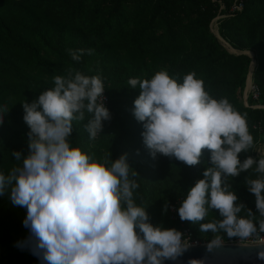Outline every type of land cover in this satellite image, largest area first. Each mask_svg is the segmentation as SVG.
Masks as SVG:
<instances>
[{
  "label": "trees",
  "instance_id": "1",
  "mask_svg": "<svg viewBox=\"0 0 264 264\" xmlns=\"http://www.w3.org/2000/svg\"><path fill=\"white\" fill-rule=\"evenodd\" d=\"M222 2L224 8L218 0H0V174L7 177L22 167L29 154L24 102L32 103L54 87V76H66L69 69L100 75L112 122L90 139L85 125L91 114L86 113L83 121H73L67 138L70 145L79 146L92 160H108L109 166L126 155L129 177L139 185L133 192L134 203L146 208L154 226L179 231L188 227L202 242L217 235L228 241L240 238L229 237L222 229L218 233L200 231L202 223L224 219L216 209H209L205 220L196 223L180 219L183 200L204 178L206 168L213 166L211 152L204 149L200 163L194 166L161 153L153 157L143 141L144 122L133 113L141 89L128 84L130 78L151 79L161 70L182 83L186 74L194 72L211 96L227 98L245 116L254 147L242 151L239 159L243 162L252 156L258 160V146L264 143V108L247 106L243 95L255 59L253 80L261 94L259 99L249 96L248 102L264 105V0ZM240 3L243 9L232 11ZM227 12L235 14L220 20V36L235 49L253 51L254 57L231 52L212 31V21ZM70 49L85 51L75 61ZM17 151L19 161L13 155ZM258 175L254 165L226 178L229 191L238 196L235 203L251 209L257 224L264 217L259 216L255 194L245 181ZM13 186L14 182H6L0 190V264H48L25 226L27 208L13 203ZM173 205L177 218L171 211ZM239 215L246 216V211Z\"/></svg>",
  "mask_w": 264,
  "mask_h": 264
},
{
  "label": "clouds",
  "instance_id": "2",
  "mask_svg": "<svg viewBox=\"0 0 264 264\" xmlns=\"http://www.w3.org/2000/svg\"><path fill=\"white\" fill-rule=\"evenodd\" d=\"M84 51L70 49L69 55L79 61ZM53 83L32 103H23L30 151L22 167L7 177L0 174V190L6 182H14L13 203L27 208L25 226L36 238L44 260L48 264H163L182 255L190 246L184 234L176 228L154 226L146 208L134 203L133 192L139 185L129 177L126 155L109 166L108 160H92L67 139L73 121H83L86 113L91 114L85 125L90 139L111 118L101 76L69 69L66 76L55 75ZM128 84L141 89L133 113L144 122L143 141L153 157L161 153L194 166L204 149L211 152L213 166L206 168L204 178L183 200L180 219L196 223L205 220L209 209H216L224 219L202 223L201 232L222 229L241 240L257 230L264 232V219L257 224L251 209L236 204L238 196L226 182L255 165L259 175L245 183L255 194L259 216L264 217V153L258 160L252 156L243 162L239 159L242 151L254 147L245 116L227 98L211 96L194 72L186 74L182 83L161 70L151 79L130 78ZM13 155L21 159L20 152ZM242 210L246 216L239 215ZM221 242L217 235L208 250ZM258 256L264 259V250ZM190 264H200V260L192 259Z\"/></svg>",
  "mask_w": 264,
  "mask_h": 264
},
{
  "label": "water",
  "instance_id": "3",
  "mask_svg": "<svg viewBox=\"0 0 264 264\" xmlns=\"http://www.w3.org/2000/svg\"><path fill=\"white\" fill-rule=\"evenodd\" d=\"M256 60L253 59L249 70V79L252 78ZM209 242L189 246L182 255L175 260H164L163 264H190L192 259L200 260V264H264V259H260L258 253L264 250V244H240L222 243L208 250Z\"/></svg>",
  "mask_w": 264,
  "mask_h": 264
},
{
  "label": "built area",
  "instance_id": "4",
  "mask_svg": "<svg viewBox=\"0 0 264 264\" xmlns=\"http://www.w3.org/2000/svg\"><path fill=\"white\" fill-rule=\"evenodd\" d=\"M222 0H218V2L221 4ZM237 4H234V7ZM239 6H242V4L240 3ZM233 9H236L234 8ZM243 7V6H242ZM237 10V9H236ZM250 83V85H248V89H249V94L246 95L247 98V106L253 107V108H264V105L261 104H254V105H249L248 102V98L249 96H252L254 99H259L260 94H261V89L260 87L254 82L253 79H251L250 81H247L246 84ZM245 91V90H244ZM245 93V92H244ZM104 104L105 106L109 109L110 114H111V118L108 120H104L103 121V127H105V125H109L111 124V120H112V111L110 110V100L108 95L106 94V90H104ZM102 99V98H101ZM98 102H100L98 100ZM102 130V129H101ZM100 134V132L97 134V136ZM171 211L173 212V215L175 216V213L177 211V208L175 205L171 206ZM177 218V216H175ZM183 234H184V239L186 241L189 242L190 246H196V245H200L206 242H202L200 239H198L193 230L188 228V227H184L182 230H180ZM229 243H240V244H253V245H257V244H264V232H260L259 230H257V232L253 233L252 236H250L247 239L241 240V238L238 239H231Z\"/></svg>",
  "mask_w": 264,
  "mask_h": 264
},
{
  "label": "rangeland",
  "instance_id": "5",
  "mask_svg": "<svg viewBox=\"0 0 264 264\" xmlns=\"http://www.w3.org/2000/svg\"><path fill=\"white\" fill-rule=\"evenodd\" d=\"M221 2V5H222V8H224V4H223V2L222 1H220ZM234 8H236L237 10H242L243 9V7L242 6H239V4H237ZM236 9H233L232 8V11H235ZM235 14V12H227V13H221V14H219L213 21H212V23H211V28H212V31L219 37V39L221 40V42L231 51V52H235V53H247V54H249V55H251L252 57H254V52L253 51H240V50H238V49H235V48H233L232 46H229L227 43L228 42H226L221 36H220V34H219V23H220V20H222L223 18H225V17H227V16H231V15H234ZM249 76V75H248ZM248 85H250V83H248V84H246V86H245V93H244V95H243V101H244V103L247 105V98H246V95H248L249 94V89H248ZM257 152H258V154H260V153H264V143L263 144H260L259 146H258V149H257ZM221 241H222V243L224 242V243H228V242H230V240L228 241V240H223V239H221ZM38 262H39V260H38Z\"/></svg>",
  "mask_w": 264,
  "mask_h": 264
}]
</instances>
